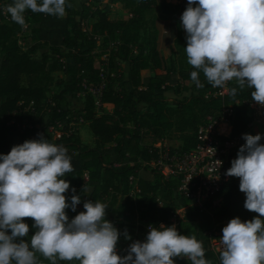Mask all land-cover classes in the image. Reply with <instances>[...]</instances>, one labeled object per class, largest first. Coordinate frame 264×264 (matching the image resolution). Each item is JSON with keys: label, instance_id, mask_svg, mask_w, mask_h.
Here are the masks:
<instances>
[{"label": "trees", "instance_id": "obj_1", "mask_svg": "<svg viewBox=\"0 0 264 264\" xmlns=\"http://www.w3.org/2000/svg\"><path fill=\"white\" fill-rule=\"evenodd\" d=\"M110 1L121 3L128 16H110L102 6L104 0H68L72 6L66 8L63 18L26 10L34 43L24 50L20 43L24 27L3 13L14 0H0V154L41 137L66 147L73 171L63 177L70 182L65 195L69 203L73 195L81 198L75 211L66 209L69 219L85 210L87 200H108L105 218L111 220L116 214L122 220L116 227L121 233L117 251L124 256L132 243L146 240L148 226H172L171 217L187 204L177 194L176 181L166 180L149 167L165 148L143 146V141L179 136L187 143L181 150H188L195 145L196 130L205 117H220L224 108L231 107V135L240 137L241 147L246 144L244 134L256 135L249 127L254 89L241 90L237 83H230V91L221 95L222 88L209 84L202 72L199 78L204 87L197 88L190 75L196 69L187 61V34L181 18L173 56H161L155 7L175 15L177 6L157 0ZM98 41L102 43L100 51ZM46 46L53 55L44 52L38 59L33 56ZM124 63L129 64L128 73ZM146 69L153 71L148 83L142 75ZM57 72L64 77H56ZM104 79L98 105L86 86H96ZM233 87L237 89L235 96L231 95ZM75 100L83 104H73ZM106 105L112 109L100 112L99 106ZM142 105L148 110L142 111ZM80 118L88 124L89 141L77 128L83 125ZM260 143L264 144V138ZM143 171L152 179L143 178ZM131 176L137 178L139 188L134 196L130 194ZM84 187L90 193H84ZM220 196V203H207L205 211L189 207L177 227L180 234L195 236L203 243L205 258L211 264H221L220 253L211 247L216 233L223 235L222 229L237 216L244 221L258 216L244 207L245 199L235 179L225 184ZM120 198L123 200L119 202ZM140 198L147 200L148 206L140 208ZM25 222L29 234L24 239L30 241L37 229L31 218ZM125 230L131 239L125 238ZM37 257L41 264H50L39 253ZM174 259L176 264H191L187 258ZM57 264L79 262L58 260Z\"/></svg>", "mask_w": 264, "mask_h": 264}, {"label": "clouds", "instance_id": "obj_2", "mask_svg": "<svg viewBox=\"0 0 264 264\" xmlns=\"http://www.w3.org/2000/svg\"><path fill=\"white\" fill-rule=\"evenodd\" d=\"M71 6L68 0H14L5 11L13 22L27 27L26 10L63 18ZM181 22L196 87H204L201 72L216 88L236 81L241 90L254 89L252 100L264 106V0H188ZM236 92L233 87L231 95ZM243 138L246 144L226 175L240 179L244 207L258 216L247 221L237 216L222 229L221 264H264V144L260 134ZM72 171L67 148L43 137L0 154V264H41L37 253L50 264H176V257L211 264L203 243L180 234L175 225L150 226L145 241H135L127 255H119L121 233L105 218L106 204L87 200L85 210L69 219L66 209L75 211L81 202L73 195L69 203L65 195L70 182L63 177ZM90 191L83 188L84 193ZM25 218L37 229L30 241L24 239L29 234ZM124 235L131 239L126 230Z\"/></svg>", "mask_w": 264, "mask_h": 264}, {"label": "built area", "instance_id": "obj_3", "mask_svg": "<svg viewBox=\"0 0 264 264\" xmlns=\"http://www.w3.org/2000/svg\"><path fill=\"white\" fill-rule=\"evenodd\" d=\"M5 9L4 15L6 13ZM105 56L107 57L106 54ZM102 71H104V68ZM230 83L232 82H228L219 94H227L230 91ZM104 86L105 79L96 86H86L88 92L96 96L98 105ZM232 117L233 109L231 107L224 108L220 117L206 116L196 130V143L194 146L188 150H164L158 161L149 163L166 180L176 181L178 196L188 200V203L180 207L170 219L176 228L181 216L185 214L189 207H198L205 211L207 203L211 202L214 206L220 203V193L230 180L235 179L240 185L238 177L226 175L227 170L231 167V162L237 157L241 142L240 137L231 135ZM250 118L249 127L251 129L254 126H263L264 106H260L255 101L251 102ZM83 122V118H80L79 123L83 124ZM85 180H88L87 176ZM129 181L130 194L134 196L139 192L137 178L131 176ZM241 193L246 200L245 193ZM149 229L150 226L146 228V231H149ZM222 236V234L216 233V236L211 239V247L215 253L222 251ZM128 250L129 248L126 249V255Z\"/></svg>", "mask_w": 264, "mask_h": 264}, {"label": "rangeland", "instance_id": "obj_4", "mask_svg": "<svg viewBox=\"0 0 264 264\" xmlns=\"http://www.w3.org/2000/svg\"><path fill=\"white\" fill-rule=\"evenodd\" d=\"M102 6L107 8V10L109 12V15L112 16V17L125 18V17L128 16V11L122 7L121 3H113L110 0H104ZM157 7H159V6L157 5L155 7L154 14H156ZM36 26H38V25L36 24L35 27ZM31 28H32V26L27 24V27H24V31L20 34V43H21L22 47L24 48V50H28L30 48V46L34 43V40L31 38V30H32ZM97 44H99L97 50L100 51L101 50L100 46H101L102 43L98 41ZM44 52H47L50 55H53V52L50 50V48L48 46H46V47H43L40 50L36 51L33 54V56L38 59V58L41 57V55ZM105 58H107V57L105 56ZM123 65H124V68L126 69L127 63L126 64L124 63ZM143 74L145 76V79H147L149 73L148 72H144ZM55 76L62 78V77H64V74L61 73V72H57V73H55ZM231 82L232 83H236V81H231ZM76 103H78V106H79V104L80 105L83 104V101L82 100H80L79 102H77L76 100L73 101V104H76ZM99 109H100V112L103 111V110H106V109L107 110H111L112 106L106 105V106H104V108L99 106ZM141 110L142 111H147L148 108L145 105H142L141 106ZM76 124H78V123H76ZM77 128L80 130V132H81V134H82V136H83L85 141H89L91 139V134H90V130H89L88 124L77 125ZM252 129L255 132V134H260L261 138H264V125L260 126V127L254 126V127H252ZM186 144L187 143L184 140V138L183 137H179V136L165 137L163 139H157V140H153V139H151V137H148L142 143L143 146H158L160 148H165L164 150H167V149L168 150H172V149L178 150V149L183 148ZM149 167L153 168L151 166H149ZM122 200H123V198H120L119 202L122 201ZM108 202H109L108 200H105L103 203L108 206ZM187 203H188V200H187ZM139 205H140V208L148 206V201L145 200V199L140 198ZM109 221H111L113 223V225L115 227H117L119 222H121L122 220L116 214H114L113 218L111 220H109Z\"/></svg>", "mask_w": 264, "mask_h": 264}, {"label": "crops", "instance_id": "obj_5", "mask_svg": "<svg viewBox=\"0 0 264 264\" xmlns=\"http://www.w3.org/2000/svg\"><path fill=\"white\" fill-rule=\"evenodd\" d=\"M159 3L166 1L167 3L173 4L177 6V12L175 15H171L168 13H164L160 6L157 7L156 14L153 15L155 17L156 23L159 27L158 33V41L157 46L158 50L164 58H168L173 56L174 54V42L178 33V20L181 18L182 13L188 7V0H157ZM126 64V63H125ZM129 71V64L126 65V73ZM144 72H148L149 75L147 79H145ZM142 75L144 77L145 83H148L149 77L153 75V71L150 69H146L142 71ZM142 177L145 179H152V175L147 171H143Z\"/></svg>", "mask_w": 264, "mask_h": 264}]
</instances>
